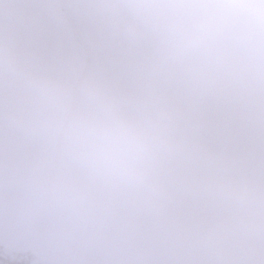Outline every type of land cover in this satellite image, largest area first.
Wrapping results in <instances>:
<instances>
[{"label":"clouds","instance_id":"9594fccd","mask_svg":"<svg viewBox=\"0 0 264 264\" xmlns=\"http://www.w3.org/2000/svg\"><path fill=\"white\" fill-rule=\"evenodd\" d=\"M60 31L99 32L147 50L144 83L122 84L105 72L76 81L51 60L15 43L0 18V113L41 148L59 147L88 182L155 200L169 194L167 172L194 173L181 198L211 204L243 228L264 232V172L253 177L214 164L228 157L210 139L203 108L219 96L190 68L235 58L242 78L264 87V0H38ZM85 64L88 56H83ZM260 135L264 138V128Z\"/></svg>","mask_w":264,"mask_h":264},{"label":"water","instance_id":"95a60500","mask_svg":"<svg viewBox=\"0 0 264 264\" xmlns=\"http://www.w3.org/2000/svg\"><path fill=\"white\" fill-rule=\"evenodd\" d=\"M38 0H0L20 48L48 57L70 81L105 72L122 84L144 83L147 50L129 48L94 32L58 30ZM87 53L88 63L83 56ZM190 71L215 85L219 98L203 108L210 139L228 153L217 169L253 177L264 172V87L242 78L239 61H202ZM6 103L0 113V247L36 251L32 264H264V232L249 231L211 204L180 196L202 174L167 172L169 194L155 200L92 184L71 168L59 147L41 148L21 135Z\"/></svg>","mask_w":264,"mask_h":264},{"label":"trees","instance_id":"16d2710c","mask_svg":"<svg viewBox=\"0 0 264 264\" xmlns=\"http://www.w3.org/2000/svg\"><path fill=\"white\" fill-rule=\"evenodd\" d=\"M0 264H29V262L24 259L22 254L12 253L10 255L8 253L0 251Z\"/></svg>","mask_w":264,"mask_h":264},{"label":"rangeland","instance_id":"374dc122","mask_svg":"<svg viewBox=\"0 0 264 264\" xmlns=\"http://www.w3.org/2000/svg\"><path fill=\"white\" fill-rule=\"evenodd\" d=\"M0 251H1V252L8 253V254H10V255L13 253V252H11V251H9V250H6V249L3 250V249H1V248H0ZM7 251H8V252H7ZM9 252H10V253H9ZM32 256H33V255L31 254V255H27V256H25L24 258H30V257H32Z\"/></svg>","mask_w":264,"mask_h":264}]
</instances>
